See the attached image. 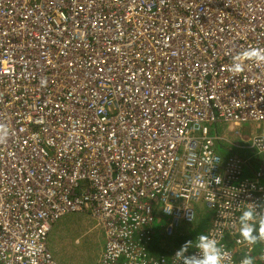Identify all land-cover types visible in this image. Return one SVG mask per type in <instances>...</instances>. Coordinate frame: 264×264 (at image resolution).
<instances>
[{"label":"built area","instance_id":"1","mask_svg":"<svg viewBox=\"0 0 264 264\" xmlns=\"http://www.w3.org/2000/svg\"><path fill=\"white\" fill-rule=\"evenodd\" d=\"M250 48L264 0H0V264H59L50 231L81 211L103 231L92 264H172L147 249L155 218L170 236L198 200L229 264L264 263L235 223L264 212V131L255 166L212 132L264 125V64L230 70Z\"/></svg>","mask_w":264,"mask_h":264},{"label":"rangeland","instance_id":"2","mask_svg":"<svg viewBox=\"0 0 264 264\" xmlns=\"http://www.w3.org/2000/svg\"><path fill=\"white\" fill-rule=\"evenodd\" d=\"M241 131L260 133L264 131L262 123H246L240 127ZM229 130L219 132L221 140L228 138ZM264 182V179H262ZM195 207L200 213L208 215L210 212L206 209L202 200L195 203ZM208 218V217H206ZM97 220L89 215L88 211H81L62 216L52 227L49 235L48 245L52 252L53 257L59 264H92L96 261V254L100 255V250L104 246L103 231L100 226L95 225ZM166 218H155L154 225L166 224ZM209 219L201 220L200 215L197 214L192 222H182L175 230H178L177 241L179 244L184 243L186 240H194L191 238L192 233L196 228L205 229ZM164 225L160 230L155 227V236H165ZM176 237V235L174 236ZM172 235L173 241L176 239ZM170 238V237H169ZM95 257V258H94ZM99 257V256H98Z\"/></svg>","mask_w":264,"mask_h":264},{"label":"clouds","instance_id":"3","mask_svg":"<svg viewBox=\"0 0 264 264\" xmlns=\"http://www.w3.org/2000/svg\"><path fill=\"white\" fill-rule=\"evenodd\" d=\"M245 60L264 64V49L250 48L233 56L230 70L233 73L243 72ZM235 208L239 213L235 223L242 240L248 245L264 241V212L258 211L252 202L239 203ZM191 249L195 252L190 253ZM171 258L172 264H229L228 253L220 241L207 233L186 241ZM240 264H254V258L246 255Z\"/></svg>","mask_w":264,"mask_h":264},{"label":"crops","instance_id":"4","mask_svg":"<svg viewBox=\"0 0 264 264\" xmlns=\"http://www.w3.org/2000/svg\"><path fill=\"white\" fill-rule=\"evenodd\" d=\"M229 127L225 123H217L216 125H213L212 132L219 136V132L228 131ZM254 132H245L241 131L239 134H234L229 131L228 138H225L224 140H220L216 142V149L221 154L223 158H226L228 154H238L240 156L246 157L249 155V159L251 160V164L253 166L256 165L255 163V151L252 150L249 147L244 146V143L248 142V139L251 135H253ZM204 216H207L206 214H203ZM210 215V212L208 213ZM210 217H209V225H210ZM55 225V224H54ZM101 229V228H100ZM50 240V239H49ZM103 249V247H102ZM100 250V253L102 251ZM99 254L95 255V259L97 260Z\"/></svg>","mask_w":264,"mask_h":264},{"label":"trees","instance_id":"5","mask_svg":"<svg viewBox=\"0 0 264 264\" xmlns=\"http://www.w3.org/2000/svg\"><path fill=\"white\" fill-rule=\"evenodd\" d=\"M198 214L200 215V218L203 221L205 219L208 220L210 217V215L204 216L200 212H198ZM206 217H208V218H206ZM162 225H164V224H162ZM162 225L160 224L161 227H162ZM160 226L153 225L154 232H155V227H157V230H160L161 229ZM208 226H209V224L207 223L204 230L203 229L200 230L197 227L195 232L192 233L190 239L194 238L195 234H196V236H198L201 233H205ZM177 232H178V230L173 231V233L170 236L166 235V233H165V236H163V237L153 235V237H154L153 240L147 245V249L150 252V254L155 255V256L168 257L172 253L173 250L179 249L181 247V245H183L186 241H189V240H186L184 243L179 244V242L177 241V234H176ZM172 235H173V237L176 235V237H174V238H176L174 241L171 238ZM261 264H264V263L261 262Z\"/></svg>","mask_w":264,"mask_h":264},{"label":"bare ground","instance_id":"6","mask_svg":"<svg viewBox=\"0 0 264 264\" xmlns=\"http://www.w3.org/2000/svg\"><path fill=\"white\" fill-rule=\"evenodd\" d=\"M249 157V156H248Z\"/></svg>","mask_w":264,"mask_h":264}]
</instances>
